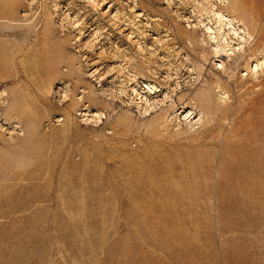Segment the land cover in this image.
I'll list each match as a JSON object with an SVG mask.
<instances>
[{
	"label": "rangeland",
	"instance_id": "obj_1",
	"mask_svg": "<svg viewBox=\"0 0 264 264\" xmlns=\"http://www.w3.org/2000/svg\"><path fill=\"white\" fill-rule=\"evenodd\" d=\"M92 1L0 0V264H264V0Z\"/></svg>",
	"mask_w": 264,
	"mask_h": 264
},
{
	"label": "bare ground",
	"instance_id": "obj_2",
	"mask_svg": "<svg viewBox=\"0 0 264 264\" xmlns=\"http://www.w3.org/2000/svg\"><path fill=\"white\" fill-rule=\"evenodd\" d=\"M87 1H91L93 4H96L97 5V3L95 2V1H92V0H87ZM102 1H104V0H102ZM111 5L110 6H108V10H106L104 13H103V15H108L109 16V12L111 11L110 9H111ZM129 7V6H128ZM130 8V7H129ZM117 13V12H116ZM216 16H217V18L220 20V21H222L221 23H224L225 22V24L226 25H228L229 26V28H228V31H230V32H232L231 34H232V36L234 37V39L236 38L237 40L239 39V40H243L242 39V37L240 36H238V35H240V34H242V33H244V32H242L241 31V29H235L232 25L235 23V22H233V24L231 23V21L228 19V17H225V16H223V15H219V13L218 14H215ZM132 19V18H131ZM110 21H112L113 23H112V27L113 28H115L116 30H119V31H128L129 29H130V27L131 26H133V23H132V21L130 20V18L128 17L127 19L125 18V19H122V21H121V17L119 16V15H115L114 17H111V20ZM134 25H135V23H134ZM122 26H124L123 28H122ZM122 28V29H121ZM204 28H205V30H206V34L207 35H209V37L211 36V35H213L214 33H213V31H212V29L210 28V27H208L207 25H204ZM91 30V29H90ZM131 34H133V33H131ZM245 34V33H244ZM127 35H129V34H127ZM214 36V35H213ZM228 36V35H227ZM212 37V36H211ZM247 37V36H246ZM127 38H129V36H127ZM217 38V37H216ZM249 38V37H248ZM215 39V38H214ZM213 39V40H214ZM224 39H222V41H223ZM238 40V41H239ZM225 41H227V39L225 40ZM240 41V42H241ZM233 43H232V41L231 42H223V46H220V45H216V47H214L213 49H214V58H218V59H223V58H225V59H228V60H232V59H235V61H234V64H233V67H232V69L234 70V72L237 70V68L238 67H241V66H243V65H245V66H247V63L249 62V60H251V63H253L254 62V60H255V63L253 64V65H248V67H247V69L250 71V73H254V74H256L259 70H262V71H264V59L263 60H257V59H260V58H263L264 57V43H263V45H262V47L260 48L261 49V51H256V52H253V50H255V47L253 48V50H251L252 49V47H251V49H249L248 51H247V53L245 54L244 53V50H242V48L240 47H238L237 45H232ZM256 45H258V44H256ZM241 50V51H240ZM238 51H240L239 52V54H237V52ZM259 55H261V56H258V54ZM237 54V55H236ZM258 56V57H257ZM240 61V63H238ZM134 65V64H133ZM231 67L228 65V63H223V61L221 60V62H218L217 64H216V70H218V71H220V72H222V73H227V71L230 69ZM169 69V68H168ZM98 73L99 72H97V70H94V72H92L91 74H89V76H91V77H93V76H95V75H98ZM220 74V73H219ZM207 77V76H206ZM220 77H223L221 74H220ZM242 77H248V75L245 73V74H243L242 75ZM97 78H99V76H97ZM231 78L232 79H234V80H237L236 78H237V75L235 74H232V76H231ZM240 78V77H239ZM241 79V82L243 83V82H246V81H248V79H242V78H240ZM208 81V80H207ZM218 80H216V82H217ZM209 82V81H208ZM216 82H214V83H216ZM238 82V81H237ZM221 84V83H220ZM239 85V84H238ZM176 87H178V84H176L175 85ZM210 88H212V84L211 83H207V92H210ZM153 90H155V87H150V83H149V85H145L144 86V88L142 89V92H144V93H149V98L148 97H142L140 94V92L138 93L135 89H132V93H134V95L136 96V99L137 100H140V101H138L137 103H136V107H137V110H139L140 112H141V115H147V114H149V113H151L153 110V106L155 107V105H158L159 107L160 106H162V105H164L166 102H168V101H172V97L174 96H170L169 94H163V98L161 99V100H159V101H155V103H154V105H150L149 104V101H150V95L152 94V91ZM156 92H158L157 90H155V92H153V95L156 93ZM173 92H174V90H173ZM82 93V92H81ZM219 93V96H220V99H224V98H226V96H225V94L224 93H222V92H218ZM85 95V94H84ZM68 96L66 95V94H64V93H62V95H61V101H62V103H67V102H69V99L67 98ZM84 99H86V96H81V97H79L78 98V100H79V103L80 104H82L83 103V101H84ZM181 99H182V97L179 99V98H175V101L174 102H172L173 103V105L175 106H179L180 104H182V103H180V101H181ZM191 100L192 101H194V105L192 106L194 109H190V110H188V111H186L185 112V119H194V116H193V114L195 113L194 111H195V109H198L199 110V112H200V114L202 115V116H204L205 115V112H204V110L202 109L203 107V104L201 103V101H200V99H199V97L198 96H195V97H193V98H191ZM64 101V102H63ZM175 106V107H176ZM181 107H184V104H183V106H181ZM180 107V109H182ZM194 110V111H193ZM149 112V113H148ZM183 113V112H182ZM78 116L79 117H87V116H89L88 115V113H84V112H81V113H79L78 114ZM100 118H102V115L101 114H97V113H93L92 114V116H90V119L91 120H89V121H91L92 122V119H93V122L95 121V122H97ZM61 119V118H60ZM86 120L87 119H85V120H83V121H85L86 122ZM60 122V121H62V120H57V122ZM88 121V120H87Z\"/></svg>",
	"mask_w": 264,
	"mask_h": 264
}]
</instances>
